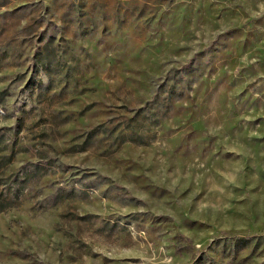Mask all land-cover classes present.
<instances>
[{
	"label": "rangeland",
	"instance_id": "obj_1",
	"mask_svg": "<svg viewBox=\"0 0 264 264\" xmlns=\"http://www.w3.org/2000/svg\"><path fill=\"white\" fill-rule=\"evenodd\" d=\"M0 264H264V0H0Z\"/></svg>",
	"mask_w": 264,
	"mask_h": 264
},
{
	"label": "trees",
	"instance_id": "obj_2",
	"mask_svg": "<svg viewBox=\"0 0 264 264\" xmlns=\"http://www.w3.org/2000/svg\"><path fill=\"white\" fill-rule=\"evenodd\" d=\"M8 157H11V154Z\"/></svg>",
	"mask_w": 264,
	"mask_h": 264
}]
</instances>
